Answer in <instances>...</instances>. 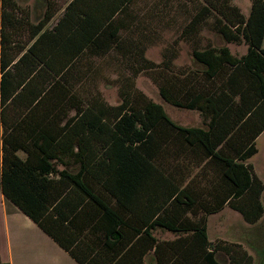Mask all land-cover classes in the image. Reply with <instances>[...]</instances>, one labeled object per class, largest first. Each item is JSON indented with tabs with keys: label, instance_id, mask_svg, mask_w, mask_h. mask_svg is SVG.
<instances>
[{
	"label": "trees",
	"instance_id": "16d2710c",
	"mask_svg": "<svg viewBox=\"0 0 264 264\" xmlns=\"http://www.w3.org/2000/svg\"><path fill=\"white\" fill-rule=\"evenodd\" d=\"M184 1L179 38L201 77L165 74L160 95L200 127L136 88L143 72L173 70L176 49L161 66L142 36L181 0H70L51 27L56 0L36 23L0 0V191L79 264H255L243 245L210 241L208 215L226 207L258 231L249 247L264 264V183L247 163L264 132V0L248 16L233 0ZM206 27L225 45L204 44Z\"/></svg>",
	"mask_w": 264,
	"mask_h": 264
},
{
	"label": "rangeland",
	"instance_id": "374dc122",
	"mask_svg": "<svg viewBox=\"0 0 264 264\" xmlns=\"http://www.w3.org/2000/svg\"><path fill=\"white\" fill-rule=\"evenodd\" d=\"M18 7L21 9L19 16L25 17V14H29L30 20L34 23L38 22L44 15L46 7H42L45 2L42 0H14ZM60 8V11L56 14L54 20L50 23V27L53 26L57 19L63 13L67 3L70 0H56ZM182 7H178V2L173 4V8L165 9L166 17L165 21L162 22L161 18L156 17L146 18L145 25L148 28L144 36L146 39L142 38L143 43L147 46L146 57L157 64L163 65L162 62L169 55V52L173 49L177 51V58L174 60V68L172 71H166L165 67L157 69L155 71H147L141 73L136 79V88L139 92L146 95L149 99L153 100L156 103L161 104L169 117L179 125L186 126H202V117L199 112L184 110L181 108L174 107L166 101H164L160 95V86L163 85L164 81L162 78L165 74L173 75L176 74L182 79V71L189 68L194 70L196 74H199L198 77H201L202 68L197 65L192 59L191 55V46L188 42L181 40L180 34L182 27L185 22V14L183 13V7L187 6L188 9L192 5L181 0ZM233 4L241 8L244 15L248 16L250 8L252 5V0H233ZM146 6V5H143ZM176 8L180 9L176 11ZM177 12V13H176ZM168 14V15H167ZM28 35L26 33L23 38ZM139 36V35H138ZM137 35H133V38L137 39ZM203 43L206 41L212 42L217 46H224L225 42L221 36L212 32L209 27H206L202 32ZM230 49L235 55H241L247 51V46L245 44L235 45L230 44ZM104 75L108 78H116V74L112 70L103 72ZM104 80V79H103ZM100 81L99 90L104 96L105 100L111 105H117L120 103V98L118 95V86H113L107 84L104 81ZM258 153L250 159L247 163L252 164L256 175L264 183V136L257 142ZM200 168H193V174L200 173ZM204 182L197 183V185L204 186ZM198 187V186H197ZM264 204V194L262 197ZM244 225L243 217L232 211L230 208L226 207L219 213L208 215V233L209 239L213 244L220 242L222 244L229 243L232 240L233 228L241 229V226ZM249 231L254 230V227H251L248 224L244 225ZM246 228L244 229L246 231ZM262 231V230H261ZM254 233V231H251ZM255 234V233H254ZM251 235V234H249ZM158 236L163 240L174 239L175 236L170 233H159ZM252 237V236H251ZM254 239V237H253ZM1 243V239H0ZM248 248V252L252 253L255 256L256 261L258 262V255L254 252L248 245L245 246ZM218 260L220 262L227 261L225 254L219 253Z\"/></svg>",
	"mask_w": 264,
	"mask_h": 264
},
{
	"label": "crops",
	"instance_id": "0c3cea01",
	"mask_svg": "<svg viewBox=\"0 0 264 264\" xmlns=\"http://www.w3.org/2000/svg\"><path fill=\"white\" fill-rule=\"evenodd\" d=\"M246 53L247 51L239 56H243ZM182 126L197 127L186 125ZM263 136L264 132L258 137L257 142L263 138ZM245 224L247 223L244 221V225ZM244 225L241 226V229L233 228V238L229 241V243L241 244L248 251V248L245 246L253 245L255 243L253 237H256L258 231L256 229L249 231ZM245 228L246 231L244 230ZM251 231H254L255 234ZM0 239V259L4 263L79 264L53 239L44 233L32 219L26 216L11 201L6 199L1 191ZM254 252H256V250ZM249 254H251L255 259V256L252 253L249 252ZM257 258L258 262L255 259V264L259 263V257Z\"/></svg>",
	"mask_w": 264,
	"mask_h": 264
}]
</instances>
